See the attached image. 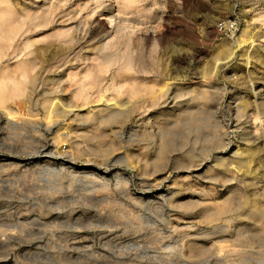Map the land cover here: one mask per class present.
Instances as JSON below:
<instances>
[{"label": "rangeland", "instance_id": "obj_1", "mask_svg": "<svg viewBox=\"0 0 264 264\" xmlns=\"http://www.w3.org/2000/svg\"><path fill=\"white\" fill-rule=\"evenodd\" d=\"M2 8L0 264H264V0Z\"/></svg>", "mask_w": 264, "mask_h": 264}, {"label": "bare ground", "instance_id": "obj_2", "mask_svg": "<svg viewBox=\"0 0 264 264\" xmlns=\"http://www.w3.org/2000/svg\"><path fill=\"white\" fill-rule=\"evenodd\" d=\"M4 2L6 3V0H0V7L2 4H4ZM15 15L16 14H14L9 8L0 9V42H2V41H13L15 36L20 33V29L22 28L21 27L22 25H21L19 18ZM36 17H39L38 14L34 15V16L30 15L29 19H34ZM30 31H31V29H30V27H28L25 34L28 35L30 33ZM20 35H21V33H20ZM25 78H27L28 81ZM23 80L24 81L18 80V79L17 80L12 79L11 80L12 85L10 87H7L6 86L7 84L4 83L2 77L0 76V101L5 102V100L8 99V96H10V97H12L14 95L18 96L22 92L21 87L24 84V82L30 81L28 76H24ZM30 90H31V92H29L26 95V101L27 102L31 101L33 88H30ZM116 115H124V111L114 110V111L110 112L109 117L110 118L115 117ZM244 164H246V163L244 162ZM259 213H260L259 209H256V208L252 209L251 216H252V219L254 221H259V218H260Z\"/></svg>", "mask_w": 264, "mask_h": 264}, {"label": "built area", "instance_id": "obj_3", "mask_svg": "<svg viewBox=\"0 0 264 264\" xmlns=\"http://www.w3.org/2000/svg\"><path fill=\"white\" fill-rule=\"evenodd\" d=\"M229 24H231V23L220 22L217 27L219 30H222V29H225ZM230 26L233 27V25H230Z\"/></svg>", "mask_w": 264, "mask_h": 264}]
</instances>
